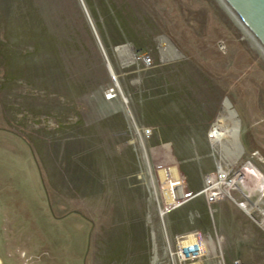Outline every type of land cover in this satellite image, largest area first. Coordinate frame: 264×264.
I'll return each mask as SVG.
<instances>
[{"label":"rangeland","instance_id":"obj_1","mask_svg":"<svg viewBox=\"0 0 264 264\" xmlns=\"http://www.w3.org/2000/svg\"><path fill=\"white\" fill-rule=\"evenodd\" d=\"M202 209L264 264V52L223 3L0 0V264H165Z\"/></svg>","mask_w":264,"mask_h":264},{"label":"built area","instance_id":"obj_2","mask_svg":"<svg viewBox=\"0 0 264 264\" xmlns=\"http://www.w3.org/2000/svg\"><path fill=\"white\" fill-rule=\"evenodd\" d=\"M137 58L144 66L151 65L149 56L141 54ZM226 177L227 173L220 167L218 174L206 177L205 185L200 189L199 194L204 192L208 202H214L223 197L226 194L228 183L231 182V179L226 182ZM165 236L167 244L172 247L166 246V249L168 247V252L165 254L166 256L164 255L165 264H224L223 258L219 255L220 251H217L214 246L209 249L208 246L212 240L209 235L202 234L197 230H191L176 234L172 240H170V236L166 232ZM217 255L221 258H218ZM234 264L241 263L234 261Z\"/></svg>","mask_w":264,"mask_h":264},{"label":"water","instance_id":"obj_3","mask_svg":"<svg viewBox=\"0 0 264 264\" xmlns=\"http://www.w3.org/2000/svg\"><path fill=\"white\" fill-rule=\"evenodd\" d=\"M220 1L236 18L239 24H241L250 33V35L257 42L258 46L264 52V0ZM107 67L110 71H112L108 63ZM231 111H233L235 115V111L233 109H231ZM71 212L82 214V212L78 209H73Z\"/></svg>","mask_w":264,"mask_h":264},{"label":"bare ground","instance_id":"obj_4","mask_svg":"<svg viewBox=\"0 0 264 264\" xmlns=\"http://www.w3.org/2000/svg\"><path fill=\"white\" fill-rule=\"evenodd\" d=\"M226 121L229 122V124H230V126L227 127V128H225ZM238 128H239V124H238L237 120L235 119L234 113H233V111H231L229 103L226 102V114H223L222 116H220L216 120V123H215V125L213 126V129H212V132L210 133V137L211 138L214 137V141L217 140V141L220 142L221 139L224 136H226V134L229 133V134H231V136L234 137V141H233V145H232L234 147V151L236 149H237V151H241V147L239 145V142H237ZM226 130H227V132H226ZM238 177L239 176H236L235 178H233L231 180V182L228 183L227 186H229L231 184H234L235 180Z\"/></svg>","mask_w":264,"mask_h":264},{"label":"crops","instance_id":"obj_5","mask_svg":"<svg viewBox=\"0 0 264 264\" xmlns=\"http://www.w3.org/2000/svg\"><path fill=\"white\" fill-rule=\"evenodd\" d=\"M198 188L199 187L192 189V191H194L195 193H193L190 196H194V194H196V190H198ZM202 201L203 200L199 199V202L194 203V204H196L195 207H202L203 206V204L201 203ZM178 204H179V202L177 203V206L180 205V204L179 205ZM175 206H176V204H175ZM200 212H201V214H198L199 217H195V219H193L194 226H192V227L187 226L185 224L188 221V218H186V215L184 214L185 216L182 217V223H181L182 228L178 229L176 232L173 231V233H177V232L178 233H183V232H187L189 230L196 229V230L200 231L202 234H207V230L208 229L205 228L204 223L201 221L202 217L205 219L204 209H202ZM222 233L225 234V235L227 234V237L229 235V240L226 239L224 241V245H226L228 243H230V245H233L234 239H233V237H230V234H231L230 233V228L229 227L228 228L227 227H224ZM220 247H221L220 250H221V253H222V256H223V259H224L225 264H231V260L233 258L232 255L228 253V249H226L223 245L220 246Z\"/></svg>","mask_w":264,"mask_h":264},{"label":"trees","instance_id":"obj_6","mask_svg":"<svg viewBox=\"0 0 264 264\" xmlns=\"http://www.w3.org/2000/svg\"><path fill=\"white\" fill-rule=\"evenodd\" d=\"M37 50V48H34V51Z\"/></svg>","mask_w":264,"mask_h":264}]
</instances>
